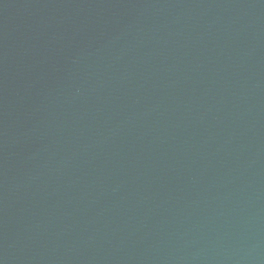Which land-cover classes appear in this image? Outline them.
Returning a JSON list of instances; mask_svg holds the SVG:
<instances>
[{"label": "water", "instance_id": "water-1", "mask_svg": "<svg viewBox=\"0 0 264 264\" xmlns=\"http://www.w3.org/2000/svg\"><path fill=\"white\" fill-rule=\"evenodd\" d=\"M0 264H264V0H0Z\"/></svg>", "mask_w": 264, "mask_h": 264}]
</instances>
